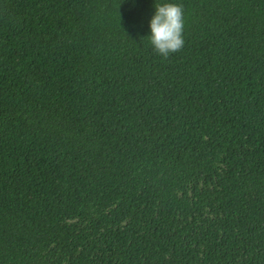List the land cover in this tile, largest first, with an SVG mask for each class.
<instances>
[{"label":"trees","instance_id":"1","mask_svg":"<svg viewBox=\"0 0 264 264\" xmlns=\"http://www.w3.org/2000/svg\"><path fill=\"white\" fill-rule=\"evenodd\" d=\"M0 0V264H264V0Z\"/></svg>","mask_w":264,"mask_h":264},{"label":"clouds","instance_id":"2","mask_svg":"<svg viewBox=\"0 0 264 264\" xmlns=\"http://www.w3.org/2000/svg\"><path fill=\"white\" fill-rule=\"evenodd\" d=\"M150 33L147 36L153 50L167 58L184 46V10L174 0H166L154 7L149 20Z\"/></svg>","mask_w":264,"mask_h":264}]
</instances>
